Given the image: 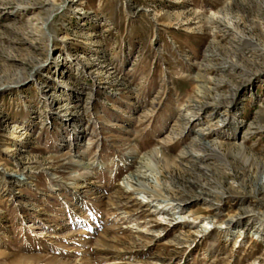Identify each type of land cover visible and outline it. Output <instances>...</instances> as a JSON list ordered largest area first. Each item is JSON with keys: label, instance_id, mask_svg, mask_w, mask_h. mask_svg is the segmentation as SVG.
Masks as SVG:
<instances>
[{"label": "rangeland", "instance_id": "374dc122", "mask_svg": "<svg viewBox=\"0 0 264 264\" xmlns=\"http://www.w3.org/2000/svg\"><path fill=\"white\" fill-rule=\"evenodd\" d=\"M72 1L0 0V264H264V0ZM216 94L245 130L207 176L180 114Z\"/></svg>", "mask_w": 264, "mask_h": 264}, {"label": "bare ground", "instance_id": "6f19581e", "mask_svg": "<svg viewBox=\"0 0 264 264\" xmlns=\"http://www.w3.org/2000/svg\"><path fill=\"white\" fill-rule=\"evenodd\" d=\"M72 3H75V5H78V6L80 5V1L79 0H74V1H72ZM218 23L221 24L222 26L226 27L222 20H219ZM49 25H50V19L46 20L45 22H42L43 31L47 35H49L48 29H47ZM54 40H56V39H54L53 36H50L49 42L51 43ZM77 60H78V58H77ZM21 82H22V84L25 83V81H21ZM244 87H246V86H244ZM199 93H202V92L199 91ZM238 102H239L238 101V94L234 95V99L231 102H227V101L223 100V98L220 96V94L219 95L216 94L215 96L213 95L211 102H209V103H207L206 105L203 106V109H207V111L213 110V114L212 115L209 114V116L207 115V117H203L199 113H197V114L196 113H191L190 107L187 105L186 109H185V112L183 114H180V117L183 120V122H182L183 124L182 125L177 124V125L181 126V128L183 129V132H184L185 135H189L191 144L189 146L185 147V149L178 156V159H181L184 162L188 161V162H191L192 164H195V166L198 167V169L201 170L202 174L209 176V173H210L211 169H210V167H208L207 164H214L213 163L214 156H215L214 152L217 151V149L220 146L221 142H218V141H216L214 139L207 140V137L210 136V135H216V136H219V138H221L223 140H227V141H236V140L240 139L241 136L235 135V134H228V132H227V130H230L231 128H235L237 130H243L245 128V125H244L245 121H241L240 120V118H241L240 115L238 113H235V114L232 115V112H231V110L233 108L237 107ZM208 118H210V119H208ZM66 121L68 123H70L72 121V118H69ZM173 126H175V125H173ZM83 133L85 134L84 130L82 131V134ZM216 133H218V134H216ZM82 137H83V135L80 138H82ZM170 142H172V140L170 138L164 137L163 139L160 140L161 147L159 148L158 152L157 153L152 152L150 154L151 155L150 158L152 157L153 161L159 160V162H163V165H164L163 169H165L167 172H168V169H169V164H172L173 160H172V157H170L168 155H165L163 153V149L162 148L165 145L170 144ZM233 144L236 145V143H233ZM237 146H238L237 147L238 149H240L241 151H244L245 148L243 146H241V145H237ZM143 160H145V159H143ZM146 160H151V159L148 158ZM159 162L157 161V163H159ZM140 163H141L140 164V168H138L134 173L132 172L133 174L131 175V178H133V181H135L136 191L137 192H142L143 194L144 193L148 194V195L151 196L152 199H155L157 201H162V203H164V204L171 203V202L172 203H176L179 206L188 204L187 200H184L182 198H179V197L175 196L171 192L170 189H165L161 185V183L159 181V178H157L156 176H151L150 174L147 175L144 172V170H143V167H145L144 166L145 161L144 162L141 161ZM263 167H264V165H263ZM258 185H260V184L258 183ZM125 189L126 188H124L122 190V198L121 199H124L125 202L128 203V202L132 201L135 197H134V193H132V191L130 189L129 190L131 191V193L129 192V190H125ZM261 189H262L261 193L262 192L264 193V185H262ZM137 197H136V199H137ZM130 204H132V203H130ZM145 207L146 208H150V207H152V205L151 204H147V206H145ZM165 207H167V206H165ZM171 209L167 210V209L156 208L153 211V213L157 212L159 214V213L163 212V214H164V213L171 212ZM146 212L151 216L152 213L150 211L148 212V210L146 209ZM243 219H244L243 216L237 215V216H235V217H233V218H231L229 220L228 226H234L235 227L237 225V223L240 220H243ZM174 222H177V219H176V221L173 220V224H174Z\"/></svg>", "mask_w": 264, "mask_h": 264}]
</instances>
